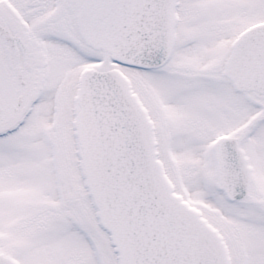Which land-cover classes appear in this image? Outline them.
<instances>
[{
	"label": "snow or ice",
	"instance_id": "1",
	"mask_svg": "<svg viewBox=\"0 0 264 264\" xmlns=\"http://www.w3.org/2000/svg\"><path fill=\"white\" fill-rule=\"evenodd\" d=\"M0 264H264V0H0Z\"/></svg>",
	"mask_w": 264,
	"mask_h": 264
}]
</instances>
